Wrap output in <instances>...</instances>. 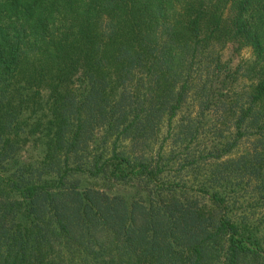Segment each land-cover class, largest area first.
Masks as SVG:
<instances>
[{
    "label": "trees",
    "instance_id": "obj_1",
    "mask_svg": "<svg viewBox=\"0 0 264 264\" xmlns=\"http://www.w3.org/2000/svg\"><path fill=\"white\" fill-rule=\"evenodd\" d=\"M260 210L264 0H0V264H264Z\"/></svg>",
    "mask_w": 264,
    "mask_h": 264
},
{
    "label": "rangeland",
    "instance_id": "obj_2",
    "mask_svg": "<svg viewBox=\"0 0 264 264\" xmlns=\"http://www.w3.org/2000/svg\"><path fill=\"white\" fill-rule=\"evenodd\" d=\"M251 53L249 49L243 48L242 50L238 51V50H232L231 49H226L225 50V57H227L229 60L233 61V62H237L240 61L242 58H248L250 57ZM32 149H37V148H32ZM30 150L32 154H37V151H33ZM264 215V212H262L261 210L258 211L256 214H254L253 216H255L254 218H259L262 217Z\"/></svg>",
    "mask_w": 264,
    "mask_h": 264
}]
</instances>
